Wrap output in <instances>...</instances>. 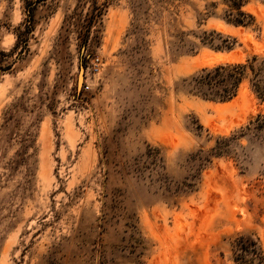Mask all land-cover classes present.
Returning a JSON list of instances; mask_svg holds the SVG:
<instances>
[{
  "label": "rangeland",
  "instance_id": "1",
  "mask_svg": "<svg viewBox=\"0 0 264 264\" xmlns=\"http://www.w3.org/2000/svg\"><path fill=\"white\" fill-rule=\"evenodd\" d=\"M0 264H264V0H0Z\"/></svg>",
  "mask_w": 264,
  "mask_h": 264
},
{
  "label": "trees",
  "instance_id": "2",
  "mask_svg": "<svg viewBox=\"0 0 264 264\" xmlns=\"http://www.w3.org/2000/svg\"><path fill=\"white\" fill-rule=\"evenodd\" d=\"M257 62V59H254ZM247 66L236 65V66H219L212 70H204L203 74L199 77L194 78L193 81L199 86V89L206 87L211 89V93L217 88H221L222 85H227L230 83V87L227 88L223 100L231 99L235 92L238 84L242 81L244 77L245 70ZM263 94V93H262ZM210 94H206V96Z\"/></svg>",
  "mask_w": 264,
  "mask_h": 264
},
{
  "label": "built area",
  "instance_id": "3",
  "mask_svg": "<svg viewBox=\"0 0 264 264\" xmlns=\"http://www.w3.org/2000/svg\"><path fill=\"white\" fill-rule=\"evenodd\" d=\"M103 61L100 57L94 56L90 59V65L85 75L83 89L85 91L91 90V83L94 81V77L101 73L103 69Z\"/></svg>",
  "mask_w": 264,
  "mask_h": 264
},
{
  "label": "water",
  "instance_id": "4",
  "mask_svg": "<svg viewBox=\"0 0 264 264\" xmlns=\"http://www.w3.org/2000/svg\"><path fill=\"white\" fill-rule=\"evenodd\" d=\"M81 73L83 74V70H81ZM82 74H81V77H80V79H79V86H80V87H81V85H82V84H81V81L83 80V75H82ZM80 87H79V88H80Z\"/></svg>",
  "mask_w": 264,
  "mask_h": 264
},
{
  "label": "bare ground",
  "instance_id": "5",
  "mask_svg": "<svg viewBox=\"0 0 264 264\" xmlns=\"http://www.w3.org/2000/svg\"><path fill=\"white\" fill-rule=\"evenodd\" d=\"M82 74V73H81ZM83 75V74H82ZM81 75L79 76V79H80ZM83 81V80H82ZM82 81H81V84H82ZM80 87V86H79Z\"/></svg>",
  "mask_w": 264,
  "mask_h": 264
}]
</instances>
